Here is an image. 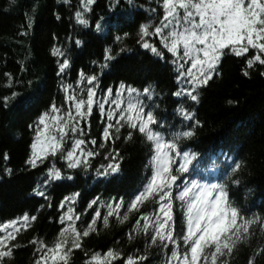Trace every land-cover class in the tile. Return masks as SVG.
Returning a JSON list of instances; mask_svg holds the SVG:
<instances>
[{"label": "snow or ice", "instance_id": "6c2138e0", "mask_svg": "<svg viewBox=\"0 0 264 264\" xmlns=\"http://www.w3.org/2000/svg\"><path fill=\"white\" fill-rule=\"evenodd\" d=\"M122 3L127 7H121ZM149 3L153 6L144 8L136 0H108L106 12L97 15V0H80L75 25L86 31L74 30L64 43L53 34L55 43L48 50L55 61L57 93L62 96L59 104L52 99L41 101L42 110L34 106L38 94L47 88L44 78L25 80L5 73L9 94L0 96V110L15 107L38 113L27 125L32 135L23 162L30 170L44 169L41 181L32 188V194L44 201L36 212L46 207L57 211L50 222L60 225L51 242L37 236L25 245L34 249L33 264H71L77 250L84 251V264H147L149 257L138 251L125 255L111 247L103 252L84 250L85 239L98 233V223L102 220L107 228L112 217L123 225L131 216L134 222L128 239L142 234L145 248L164 252L163 264H231L239 247L253 236L254 226L264 232V216L249 218L250 209L233 199V185L242 184L237 174L243 163L226 153L221 175L215 177L201 167L209 153L191 146L205 126L195 107L201 103L202 92L222 76L223 60L229 55L244 59L245 77L254 68H264V0ZM35 24L34 17L27 18L19 35L28 36ZM126 28L135 30V47L126 44L132 35ZM112 32L115 35L110 36ZM89 34L111 42L102 45L99 58L90 61L92 70L86 71L76 65L88 43L81 37ZM138 51L163 62L175 77L177 90L168 94L175 98L171 111L161 108L162 97L154 84L138 88L121 80L104 85L106 76L128 58L125 54ZM20 67L26 71L23 63ZM259 74L264 76V71ZM94 119L99 129L95 136ZM125 129L127 134L122 135ZM136 139L146 160L135 188L106 200L97 195L86 206L81 204L79 190L58 202L48 195L60 183L73 182L71 186L78 187L75 182L81 177L91 182V190L121 184L127 158L117 144ZM10 159V153H0V160ZM0 171L11 177L15 169ZM146 205H151V211L145 210ZM37 220L38 215L24 212L0 222V264L14 257L21 248L17 243L21 233ZM85 223L86 227H80ZM260 257H264V247L254 250L247 264H257Z\"/></svg>", "mask_w": 264, "mask_h": 264}, {"label": "trees", "instance_id": "16d2710c", "mask_svg": "<svg viewBox=\"0 0 264 264\" xmlns=\"http://www.w3.org/2000/svg\"><path fill=\"white\" fill-rule=\"evenodd\" d=\"M80 0H0V96L8 95V77L23 76L25 80L44 78L47 86L36 97L35 107L43 109L44 103L55 99L59 104L62 96L57 93V80L55 77V61L48 54L50 46L55 43L53 34L59 38L60 43L65 42L66 36L75 31H86L75 25L74 12L78 9ZM138 5L144 8L151 7L149 0H136ZM108 0H97L95 14L106 12ZM121 7H127L121 4ZM59 15L61 19L57 20ZM145 13V17H147ZM34 17L35 28L29 31V35L21 37L20 31L24 30L26 20ZM158 23V20L156 21ZM132 32L126 40L129 47H135L136 35L134 29H124ZM115 35V32L109 33ZM88 41L83 49L77 68L84 67L91 71L90 61L98 59L104 43L111 41L97 40L93 35L82 36ZM117 46V50H118ZM75 49L73 53L75 54ZM97 54V55H94ZM128 58L121 61L104 79V85L119 84L125 80L138 88L151 83L157 86L158 92L164 96V106L171 111L174 97L169 93L177 90L175 77L163 66V62H157L150 53L143 51L125 54ZM27 58V59H26ZM23 63L26 71L21 72ZM245 60L229 55L222 63V76H218L211 86L202 92L200 105L195 107L198 118L204 123V128L191 142L194 150L209 153V157L201 167L206 174L216 173L221 175L224 167V155H213L215 149H234L235 158L243 163L241 173L237 176L242 179L239 187L233 185V199L238 200L245 208L249 218L253 214L264 216V76L259 73L264 68L252 69L250 77L243 75ZM15 89V83L13 82ZM43 101L44 103H41ZM232 101L233 103H229ZM37 112L28 113L15 107L8 110H0V153H10V162L0 160V169L10 167L15 169L11 177L0 171V222L15 218L24 212L38 215V220L27 232L21 233L17 243L21 248L14 253V257L5 261V264H33V247H25L28 241L39 236L51 242L59 231V224L51 223V218L57 215V211L47 207L36 212L42 199L32 194V188L42 179L43 167L38 170H30L24 167L27 144L32 133L27 125L35 118ZM98 119V118H97ZM97 119L93 120V136L97 135ZM127 130H122L126 135ZM111 147V145H109ZM117 147L124 150L127 158L125 164V178L119 185L97 186L93 189L91 182H85L83 177L75 182L78 187L71 186L73 182L60 183L55 190H50L48 195L58 202L64 195H70L75 191H81V204L86 206L93 197L100 195L102 199L123 195L135 188L144 175L143 164L146 160L145 151L136 139L133 143L125 144L122 140ZM216 160L212 170L209 163ZM102 162V157L95 163ZM223 179H227L224 176ZM251 189V192H249ZM151 211V205H146ZM83 212V207L78 205ZM123 213H121L122 215ZM88 216L86 219H90ZM134 221L130 216L129 221L119 224L115 217L110 218L109 226L105 228L102 220L98 223V233H93L84 241V250L88 252L101 251L109 247L121 251L125 255L139 252L149 257L147 264H163L164 252L155 247L145 248V240L141 234L134 239H128L130 222ZM86 227V223L80 225ZM264 247V232L257 226L253 228V236L232 256L231 264H247V260L253 251ZM159 254H162L160 256ZM84 251H75L70 258L71 264H84ZM122 264V261L120 262ZM257 264H264V257L257 259Z\"/></svg>", "mask_w": 264, "mask_h": 264}, {"label": "bare ground", "instance_id": "6f19581e", "mask_svg": "<svg viewBox=\"0 0 264 264\" xmlns=\"http://www.w3.org/2000/svg\"><path fill=\"white\" fill-rule=\"evenodd\" d=\"M147 86V85H146ZM160 93V92H159ZM161 94V93H160ZM161 97H162V103H161V108L163 109V108H166L165 106H164V103H165V101H164V96L161 94ZM159 102V101H158ZM172 106L173 107H175L176 105L175 104H172ZM213 151H215L214 153H213V155H217V152L219 153V154H222V155H224V154H229L230 155V157H234L235 156V152H234V149H232V150H228V148H222V149H220V150H217V149H215V150H213ZM216 165V160L215 161H213V163H209V169L210 170H212L213 168H214V166ZM145 210H147V211H150V209L148 208V207H146L145 206ZM134 221H131L130 222V224H132ZM130 228H131V225H130Z\"/></svg>", "mask_w": 264, "mask_h": 264}, {"label": "rangeland", "instance_id": "374dc122", "mask_svg": "<svg viewBox=\"0 0 264 264\" xmlns=\"http://www.w3.org/2000/svg\"><path fill=\"white\" fill-rule=\"evenodd\" d=\"M160 256H162V254H159Z\"/></svg>", "mask_w": 264, "mask_h": 264}]
</instances>
